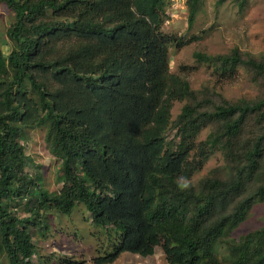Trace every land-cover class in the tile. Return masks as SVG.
Here are the masks:
<instances>
[{"label":"trees","instance_id":"trees-1","mask_svg":"<svg viewBox=\"0 0 264 264\" xmlns=\"http://www.w3.org/2000/svg\"><path fill=\"white\" fill-rule=\"evenodd\" d=\"M0 1L14 14L6 31L14 46L0 52V258L31 264L28 224L41 228L42 213L69 215L80 202L94 226L117 234L94 264L157 246L170 264H264V227L230 237L264 199V174L254 188L246 184L264 162V94L212 103L171 72L169 47L183 42L162 31L165 0ZM199 2L188 0L189 24ZM193 56L221 76L242 66L264 81L263 56L238 48ZM174 101L184 103L171 119ZM206 124L213 131L196 144ZM39 126L51 154L63 158L62 187L52 194L20 171L24 129ZM173 126L178 147L167 139ZM219 149L225 167L192 183ZM20 202L27 217L13 211Z\"/></svg>","mask_w":264,"mask_h":264},{"label":"rangeland","instance_id":"rangeland-1","mask_svg":"<svg viewBox=\"0 0 264 264\" xmlns=\"http://www.w3.org/2000/svg\"><path fill=\"white\" fill-rule=\"evenodd\" d=\"M200 0L193 22L188 23V0H165V17L162 31L179 38L180 47H169V68L189 82L190 87L212 103L222 99L236 101L239 99L254 100L264 94V81L254 72L238 67L232 76H221L206 63L197 62L193 53L201 51L207 54H227L238 48L243 56L264 57V0ZM50 14V11H47ZM14 21L13 12L0 1V52L7 55L14 46L7 36V28ZM183 101H174L171 108V119L179 113ZM256 121L255 116L249 124ZM264 123V120L262 121ZM254 125V124H253ZM253 127V126H252ZM258 129V128H257ZM176 126L167 131V139L178 147L181 139L176 134ZM253 132L255 128L245 129ZM213 131L212 124H206L197 134L196 144L203 143ZM45 127L25 128L22 139L28 160L20 165V171L34 177L37 185L46 193L52 194L62 187L60 180L62 156L49 151ZM226 159L222 150H216L206 157L200 169L191 177L194 184L214 171L225 167ZM264 174V162L247 179V186H254ZM251 188V187H247ZM254 188V187H253ZM38 189V188H36ZM34 189V191H36ZM13 208L18 216L27 217L28 212L22 202ZM28 206L27 208H29ZM191 215V212H190ZM41 228L36 222L28 224L32 242L35 245L31 264H62L67 259L71 264H94V258L111 249L117 234L110 228L93 225L90 213L80 202L76 203L69 215H63L53 209L42 213ZM33 221H37L33 219ZM43 225V226H42ZM264 227V199L254 201L247 217L230 232V237L242 235ZM43 230V232H41ZM220 257L227 254L225 241L216 245ZM0 264H7L5 257ZM107 264H170L164 257L160 246L148 256L123 252Z\"/></svg>","mask_w":264,"mask_h":264}]
</instances>
